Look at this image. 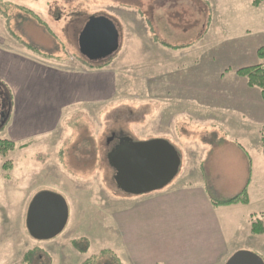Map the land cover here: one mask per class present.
I'll return each mask as SVG.
<instances>
[{"label": "rangeland", "instance_id": "rangeland-1", "mask_svg": "<svg viewBox=\"0 0 264 264\" xmlns=\"http://www.w3.org/2000/svg\"><path fill=\"white\" fill-rule=\"evenodd\" d=\"M150 1H155L158 6L165 2L180 5V9H177L179 12L170 11L167 22L168 30H178V27H181L180 35L168 37L169 35L163 33L165 39L152 40L147 25ZM26 2L29 6L23 7L19 12L20 8L10 0H0V15L7 19V25L13 30V39L24 38L29 46L57 54L59 60L67 64L74 60L87 66L91 62L102 60L112 63V67H118L121 73V76L117 73V86L122 88L116 97L118 99L102 104L101 108L77 105L62 125L63 129L50 137L51 139L42 138L34 143L28 141L23 143L29 144L28 148L17 147L6 154H0V264H23V254L28 249L42 247L43 241L64 240L65 229L49 240H38L28 233V205L36 192L44 190L59 193L66 199L70 216L67 226L73 220L74 225L82 226L81 229L72 226L67 240L89 236L87 233L91 232L93 243L90 254L95 257L102 256L108 260V264H117L109 252L100 253L101 250L114 245V240L110 241L106 232L100 231V224L114 220L117 203H122L116 199L123 193L115 182L114 170L110 167L108 158L106 159V152L116 143V139L112 141L115 135H125L134 141L162 137L154 135L147 127V115L150 110L154 113L153 103H148V97L153 96L154 90H157L156 95L161 97L172 94L175 96L173 101L177 103L178 96H182L186 101L183 105H171L174 115L175 112H186L189 117L183 122H187L186 128L180 130L177 126L182 135L179 138L189 144L186 146L187 152L184 151V145L171 142L183 157L177 177L183 171L184 158L189 154L195 158L196 147L201 145V141L207 145V150L200 154L204 156V163L203 168L198 169V175L207 181V186L215 198H226L231 194V175L235 176L241 169L237 164V157L231 162L233 146L225 140L228 138L231 141V130L226 133L225 127L208 131L199 129L191 119L197 115V104L193 103V100H214L219 102L220 106H227L229 100L224 96L232 89V75L241 77L236 72L239 68L261 63L257 50L264 45V2L259 10L252 5L251 0ZM175 6L172 5L171 9ZM214 6L218 15L210 25V30L208 29V38L201 45L206 51L203 54L199 51L189 55L187 60H182L180 71L170 70L167 79L158 76L153 79L148 73L149 56L156 55L153 43H159L168 49H176L179 46L174 45L179 44L192 46L206 34L207 29L203 28L201 22L212 17ZM125 10L137 11L141 19ZM254 13L257 15L254 16ZM93 16L107 17L118 30L119 47L112 56L105 58L106 60L91 61L80 51V33ZM179 19L183 24L179 23ZM134 21L137 30L132 23ZM135 31L140 35L137 36ZM177 67L176 64L175 68ZM170 76L181 78L183 86H169L166 80H169ZM0 103L2 112L9 115V102L2 104L0 99ZM157 127L160 126L157 124ZM234 131L244 141L254 139L253 128L244 126L243 123H236ZM5 135V132H0L1 139H8ZM194 142L195 145L191 144ZM123 195L136 196L126 193ZM123 203L125 207L133 206L132 199H126ZM108 213L111 215H106ZM261 218L264 220V214ZM26 238L27 241L24 242ZM43 253H39L42 255L40 258L35 257L34 264L51 262L52 256L49 255L48 258ZM59 260V256H54L52 262L58 264ZM91 264L97 262L92 260Z\"/></svg>", "mask_w": 264, "mask_h": 264}, {"label": "crops", "instance_id": "crops-1", "mask_svg": "<svg viewBox=\"0 0 264 264\" xmlns=\"http://www.w3.org/2000/svg\"><path fill=\"white\" fill-rule=\"evenodd\" d=\"M10 1L20 8L19 12L29 6L26 0ZM148 3L147 25L152 40L165 39L163 33L168 37L181 34V27L178 30L167 29L170 11L179 12L177 9H180V5L173 3L176 6L171 9V3L165 2L159 6L155 1ZM256 8L259 10L262 6ZM212 10V17L201 22L203 28L207 29L206 34L192 46L179 44L174 45L179 46L176 49H168L153 43L156 55L149 56L148 67V73L153 79L156 76L167 79L171 71H180L182 60H187L189 55L199 51L202 54L206 51L201 45L208 38L209 27L218 15L215 6ZM125 11L141 19L137 11ZM180 22L183 24L181 19ZM7 23V19L0 15V81L12 93L10 114L3 130L9 140L19 145L28 141L34 143L42 138L51 139L63 129L62 125L77 105L100 107L118 99L116 97L122 88L117 86V76L121 74L118 67H112L111 63L102 68H93L75 60L67 64L59 60L57 54L29 46L24 38L13 39V30ZM134 25L137 30L138 27ZM135 32L137 36L140 35ZM232 76V89L224 96L229 100L227 106H220L214 100L207 102L197 98L193 100L197 104V115L191 119L201 130H215L218 127H225L226 133L231 130V141L228 138L225 140L233 146L231 162L237 157L241 169L235 176L231 175V194L226 198L239 193L248 182L249 203L228 206H216L213 203V199L226 198L212 196L207 181L198 175V169L203 168L204 163V156L200 154L207 150V145L200 141L202 146H195L196 157L187 155L181 175L165 188L133 197H125L123 193L117 196L116 200L122 203H117L114 220L100 224V231L106 232L110 241L114 240V245L104 250L115 253L112 259L117 264H226L238 250L252 251L264 260V234L257 235L251 231L253 220L264 214V145L261 139L264 100L258 87H250L243 77ZM166 81L175 88L183 86L179 77L170 76ZM156 93L157 90H154L153 96L148 97V103H153L154 107V113L150 110L147 115L148 130L156 136H162L156 138L169 137L166 140L184 145L186 151L189 144L179 137L182 136L180 130L187 126V122H183L189 119L188 114L175 112L174 115L171 111V105H183L185 98L178 96L177 103L173 101L175 96L172 94L161 97ZM236 123L253 128V141H244L234 131ZM138 125L141 126V123ZM191 144L195 145V142ZM248 156L251 159L250 165ZM126 199H132V207L124 206ZM74 223L75 220L66 225L64 240L43 241L42 247H39L52 256L50 264H54V256L60 257L58 264H81L94 255L90 254L93 243L91 232L85 236L90 240V249L86 254L72 247L70 241L73 238L67 240L72 226L82 228ZM93 261L97 264L109 263L100 255H94Z\"/></svg>", "mask_w": 264, "mask_h": 264}, {"label": "water", "instance_id": "water-1", "mask_svg": "<svg viewBox=\"0 0 264 264\" xmlns=\"http://www.w3.org/2000/svg\"><path fill=\"white\" fill-rule=\"evenodd\" d=\"M81 53L89 60H102L113 55L119 47L118 30L105 16H93L79 36ZM0 103V118L4 117ZM115 170L117 186L126 194L142 195L161 190L179 174L182 159L175 146L164 138L134 141L129 137L108 154ZM69 219V205L59 193L37 192L29 203L26 225L30 235L49 240L65 229ZM226 264H264L263 258L249 250H238Z\"/></svg>", "mask_w": 264, "mask_h": 264}, {"label": "trees", "instance_id": "trees-1", "mask_svg": "<svg viewBox=\"0 0 264 264\" xmlns=\"http://www.w3.org/2000/svg\"><path fill=\"white\" fill-rule=\"evenodd\" d=\"M264 0H252V5L254 7H259L263 4ZM155 40H159L155 38ZM165 44V43H163ZM166 46H169L165 44ZM257 56L261 60V63L252 65V66H244L239 68L236 72L239 76L245 78L247 80V84L250 87H258L261 90V96L262 99L264 100V45L259 47L257 50ZM109 58V57H108ZM106 60V59H105ZM102 60V62H97V63H89V67L93 68H102L105 67L109 64V62ZM0 99L2 100V104H5L7 101L9 102V108L10 110L11 107V101H12V93L9 89V87L4 83L0 81ZM8 113L5 114V117L1 119L0 121V132H2L6 125H7V119H8ZM261 139L262 143L264 145V127L261 130ZM27 144H16L12 140L9 139H1L0 138V154H6L7 152L14 150L17 147H25ZM248 162L250 165L251 159L248 156ZM249 180V179H248ZM213 203L216 206H228L231 204H247L249 203V193H248V182L246 185L243 187V189L234 195L233 197H229L223 200H214ZM251 231L253 234L257 235H262L264 234V220L259 217L253 220L252 225H251ZM71 245L80 253L86 254L89 252L90 249V240L88 237H78V238H73L70 241ZM44 251L41 250L40 248L34 247L31 249H28L27 251L24 252L23 254V264H34V259L35 257L40 258L42 255L39 253H43ZM110 252V254L115 256V253L107 250H103L102 253H107ZM46 255V257L50 258L47 253H43ZM47 258V259H48ZM93 256L88 257L84 262L81 264H91L93 260ZM51 262H49L50 264ZM121 264V263H120Z\"/></svg>", "mask_w": 264, "mask_h": 264}, {"label": "flooded vegetation", "instance_id": "flooded-vegetation-1", "mask_svg": "<svg viewBox=\"0 0 264 264\" xmlns=\"http://www.w3.org/2000/svg\"><path fill=\"white\" fill-rule=\"evenodd\" d=\"M124 137H126V136H125V135H120V136L115 135V136H113L112 141H115V139H116V143L113 144L114 146H113L111 149H109V150L107 151V156H108L109 152H110V151L116 146V144L119 143V140H120L121 138H124ZM107 156H106V159L108 158ZM108 162H109V161H108Z\"/></svg>", "mask_w": 264, "mask_h": 264}]
</instances>
